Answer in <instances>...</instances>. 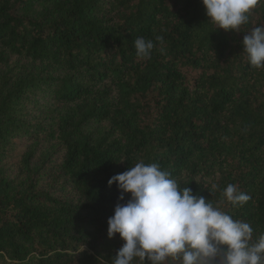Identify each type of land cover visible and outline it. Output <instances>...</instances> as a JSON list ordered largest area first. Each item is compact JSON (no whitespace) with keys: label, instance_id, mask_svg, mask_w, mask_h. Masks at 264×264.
<instances>
[{"label":"trees","instance_id":"obj_1","mask_svg":"<svg viewBox=\"0 0 264 264\" xmlns=\"http://www.w3.org/2000/svg\"><path fill=\"white\" fill-rule=\"evenodd\" d=\"M260 24L264 0L242 32L202 0H0V264H110L108 181L140 161L264 233V68L242 43ZM228 184L251 199L231 205Z\"/></svg>","mask_w":264,"mask_h":264},{"label":"clouds","instance_id":"obj_2","mask_svg":"<svg viewBox=\"0 0 264 264\" xmlns=\"http://www.w3.org/2000/svg\"><path fill=\"white\" fill-rule=\"evenodd\" d=\"M217 29L242 32L258 0H202ZM243 38V53L254 68H264V24L251 27ZM162 41V37L156 38ZM136 55L149 59L154 42L137 37ZM109 186L120 191L107 234L125 242L110 264H264V233L253 239L248 222L234 219L219 203L193 193L158 163L143 161L113 175ZM218 189L212 184L211 193ZM126 194H130L125 201ZM231 205L242 207L251 197L233 184L221 192ZM101 264H108L101 258Z\"/></svg>","mask_w":264,"mask_h":264},{"label":"rangeland","instance_id":"obj_3","mask_svg":"<svg viewBox=\"0 0 264 264\" xmlns=\"http://www.w3.org/2000/svg\"><path fill=\"white\" fill-rule=\"evenodd\" d=\"M18 146L16 149V152L14 154V157L11 160L12 167L15 169V171H18L22 166V158L24 154L29 150L31 147L33 140H21L17 141ZM47 146H44L46 148ZM44 152L43 147L41 150L39 149L37 152V156L39 157Z\"/></svg>","mask_w":264,"mask_h":264}]
</instances>
